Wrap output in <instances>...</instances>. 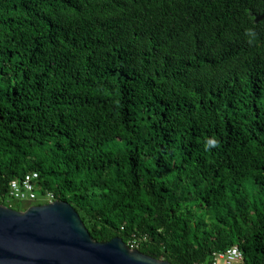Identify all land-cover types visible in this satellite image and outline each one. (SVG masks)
Listing matches in <instances>:
<instances>
[{
    "label": "trees",
    "instance_id": "trees-1",
    "mask_svg": "<svg viewBox=\"0 0 264 264\" xmlns=\"http://www.w3.org/2000/svg\"><path fill=\"white\" fill-rule=\"evenodd\" d=\"M261 15L264 0H0V198L37 172L97 242L264 264Z\"/></svg>",
    "mask_w": 264,
    "mask_h": 264
},
{
    "label": "water",
    "instance_id": "water-1",
    "mask_svg": "<svg viewBox=\"0 0 264 264\" xmlns=\"http://www.w3.org/2000/svg\"><path fill=\"white\" fill-rule=\"evenodd\" d=\"M0 264L172 263L133 249L121 238L95 241L73 206L56 200L24 211L0 205Z\"/></svg>",
    "mask_w": 264,
    "mask_h": 264
},
{
    "label": "built area",
    "instance_id": "built-area-1",
    "mask_svg": "<svg viewBox=\"0 0 264 264\" xmlns=\"http://www.w3.org/2000/svg\"><path fill=\"white\" fill-rule=\"evenodd\" d=\"M39 178L37 172H30L22 178L10 181L7 193L0 198V205H4L5 201L10 200L29 207L56 201L52 192L48 190L43 192L42 187L39 185ZM11 205L10 203L9 207ZM128 245L133 249L138 248L136 240L130 241ZM219 261H223L225 264H244V255L237 247H232L222 252L213 253L211 260L204 264H218Z\"/></svg>",
    "mask_w": 264,
    "mask_h": 264
},
{
    "label": "rangeland",
    "instance_id": "rangeland-1",
    "mask_svg": "<svg viewBox=\"0 0 264 264\" xmlns=\"http://www.w3.org/2000/svg\"><path fill=\"white\" fill-rule=\"evenodd\" d=\"M9 202H10L13 206H16L17 204H21V203H19V202H16V201L10 200V201H5V202H4V205L9 207V205H10ZM21 205H23V204H21ZM218 264H225V263H224L223 261H219Z\"/></svg>",
    "mask_w": 264,
    "mask_h": 264
}]
</instances>
